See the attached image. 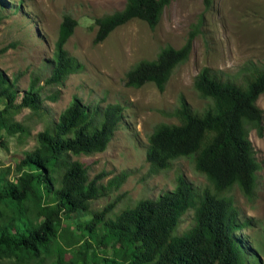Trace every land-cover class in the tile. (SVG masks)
<instances>
[{
  "label": "trees",
  "instance_id": "16d2710c",
  "mask_svg": "<svg viewBox=\"0 0 264 264\" xmlns=\"http://www.w3.org/2000/svg\"><path fill=\"white\" fill-rule=\"evenodd\" d=\"M169 1L125 0L122 8L94 18L92 42H101L133 18L153 29ZM203 3L208 7L212 0ZM76 24L71 15L62 16L50 58L30 72L20 98L16 78L0 71V146L9 138L23 141L30 135V126L15 119L23 109L43 123L33 147L16 162L13 178L6 177L9 168L0 167V206L6 209L0 211V258L12 255L27 264L39 254L50 260L48 264H264L236 236L249 221L238 216L230 193L236 187L246 200L255 196L261 164L248 131L263 134V113L256 99L264 92V64L247 63L231 77L202 67L193 88L205 100L203 107L191 108L180 95L166 112L178 123H158L146 135L145 158L153 171L190 157L203 184L194 185L176 169L174 187L155 198H141L117 210L114 199L92 210L93 200L116 190L127 171L103 182L107 171L90 176L87 165L72 156L104 152L122 121L124 106L86 103L73 95L55 121L47 119L43 100H56L58 91L51 89L82 67L64 48ZM190 48L191 36L179 48L166 45L154 59L139 60L125 72V86L152 83L163 91ZM45 86L47 94L42 93ZM188 210L193 222L178 233ZM89 216L95 222L85 225L83 219ZM109 250L111 256L103 254Z\"/></svg>",
  "mask_w": 264,
  "mask_h": 264
},
{
  "label": "rangeland",
  "instance_id": "374dc122",
  "mask_svg": "<svg viewBox=\"0 0 264 264\" xmlns=\"http://www.w3.org/2000/svg\"><path fill=\"white\" fill-rule=\"evenodd\" d=\"M124 1L0 0V71L9 79L16 78L19 98L28 85L30 72L50 58L59 23L68 14L77 24L64 48L82 67L51 89L58 91L56 100H43L47 119L55 121L73 95L86 103L118 102L124 106L122 121L104 152L72 156L87 165L90 176L107 171L103 182L121 170L127 171L124 182L116 190L93 200L92 210L114 199H117L114 206L117 210L131 207L141 198H155L174 187L176 169L194 185L203 184L205 179L193 171L190 157L174 160L167 170L153 171L145 158L146 135L158 123H178L166 112L177 105L180 95L191 108L203 107L205 100L193 88L194 77L202 67L231 77L247 63L257 67L264 64V0H212L208 7L203 0H170L153 29L144 20L133 18L94 44V18L122 8ZM189 36L188 56L174 69L163 91L152 83L137 88L125 86V72L136 62L154 59L166 45L179 48ZM44 71L48 74L49 67L45 66ZM44 88L42 93L50 92L48 86ZM256 105L262 110L264 127V92L258 95ZM29 113L23 109L15 119L30 126V135L23 141L9 138L5 146H0V167L10 169L6 176L9 180L15 175L16 162L23 152L33 147L34 135L43 124ZM248 138L261 164L256 174L255 196L251 201L246 200L236 187L230 193L238 216L249 221L236 236L264 263V129L261 136L250 129ZM0 211L6 213L2 206ZM83 222L91 225L95 218L89 216ZM192 222V210H188L177 232L181 233ZM106 253L112 254L111 250L103 254ZM41 255L29 258L28 264L36 261L48 264L50 260ZM25 263L12 255L0 258V264Z\"/></svg>",
  "mask_w": 264,
  "mask_h": 264
}]
</instances>
